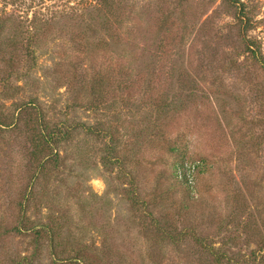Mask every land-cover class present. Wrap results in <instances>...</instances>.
I'll return each instance as SVG.
<instances>
[{
  "label": "rangeland",
  "instance_id": "obj_1",
  "mask_svg": "<svg viewBox=\"0 0 264 264\" xmlns=\"http://www.w3.org/2000/svg\"><path fill=\"white\" fill-rule=\"evenodd\" d=\"M3 20L4 40L18 29L37 38L29 46L36 57L25 40L6 79L0 56V109L14 116L32 102L51 123L72 131L60 145L64 166L49 188L55 215L70 223L63 237L71 234L92 264H198L189 238L179 249L160 243L154 258L144 209L131 197L132 183L152 181L163 168L156 163L166 156L162 135L172 141L182 134L194 159H208L204 176L217 196L214 216H192L196 233L223 248L230 259L221 264H258L264 253V0H0ZM109 26L120 51L109 45ZM100 78L105 82L95 94ZM172 89L185 106L175 116L159 110ZM31 149L18 130L0 128V264H22L34 250L32 237L11 231L19 195L7 186L8 179L30 182ZM48 212L32 206L29 214L45 222ZM186 226L183 216L173 217L172 228ZM48 240L34 264H53Z\"/></svg>",
  "mask_w": 264,
  "mask_h": 264
},
{
  "label": "trees",
  "instance_id": "obj_2",
  "mask_svg": "<svg viewBox=\"0 0 264 264\" xmlns=\"http://www.w3.org/2000/svg\"><path fill=\"white\" fill-rule=\"evenodd\" d=\"M107 6L109 10L113 9V5L107 4ZM115 19L119 29L122 21L117 17ZM6 24L7 20H3L0 23V56H2L8 68L5 71V79L7 76L11 77L14 74L19 61V48L25 40L28 42V54L32 58L36 57L35 52L31 51L29 46L31 43H36L37 38L34 33L24 36L21 29H18L14 35L4 40L3 32ZM109 27H111L114 37V41L109 45L112 49L120 51L123 44L121 45V42L117 41L119 40V35L116 36L117 33L113 26ZM247 49L254 58H257V53L252 49L251 44L247 45ZM104 82L102 78L97 81L99 89L98 86L93 88L95 94H100V88ZM184 87H186V84H178V88L181 90ZM174 92V89L170 90L168 95L170 93H173V95L159 106V110L162 109L165 113L169 112L173 116L182 114L185 110L183 100H179V97ZM193 96L194 94L191 90L190 95L186 96V98ZM17 110V115L9 116L0 109V128L18 130L24 137V143L30 144L32 147L30 161L34 170L32 169V176L28 185L22 186V183L12 179L7 181L11 195H19L17 224L11 231L32 237L34 244L32 255L27 258L25 256L21 262L24 264L28 260L29 264H34L45 247L42 240L45 236H48V250L52 255L53 264H92L94 263L92 258L90 259L86 256L71 234L63 237L64 231L70 227V223L64 214L55 215L58 212L54 211L53 207L57 205L54 198L50 197L49 194L52 179L57 177L61 167L64 166V157L61 155L60 145L72 138V131L63 124L51 123L42 109L32 102L21 104ZM166 126L168 127L166 130L170 132L172 124L169 123ZM88 130L91 133L94 132L91 127H88ZM166 130L164 133H166ZM107 135L110 138L108 141L110 144H114V142L118 144L117 141L119 139L115 135ZM162 139L165 144L161 146V149L166 152V156L160 155L156 163L163 164V168L156 173L152 181H150L149 176H145L140 183H132L131 186L133 188V194L131 195L132 204L139 205L144 209L143 213L146 219L143 220L148 222V231L146 228L145 231L150 234L149 238L153 244L150 245V253L152 252L153 257L158 259L157 254L161 253L157 252L160 243L162 246V244L167 245L168 242L179 249L189 238L191 243L197 247L196 252L200 254L196 261L198 264H221L224 260L230 259L226 252L223 251L221 246L207 244V236L204 237L201 233L197 234L196 230L199 226H194L190 222L192 221V216L206 217L215 215L211 209L216 206L217 196L213 192H208L209 189L213 191L212 184L209 185V181L204 176L206 171L209 172L208 169L210 168L208 159H194L189 153V144L184 141L182 134L172 141H169L166 135H162ZM142 185H145L144 189H141ZM136 198H139V200L136 201ZM43 205L49 210L45 215L46 221L36 222L29 214L30 209L32 206L42 207ZM242 207L244 206L242 205ZM177 215L183 216L187 223L186 228L182 232L171 227L172 219ZM165 222L171 231L164 227L163 223ZM248 230L250 231L251 229L248 228ZM258 259H260L258 264H264V253Z\"/></svg>",
  "mask_w": 264,
  "mask_h": 264
}]
</instances>
